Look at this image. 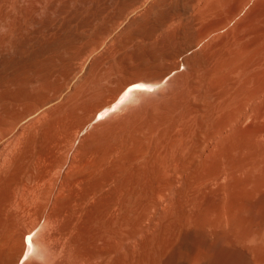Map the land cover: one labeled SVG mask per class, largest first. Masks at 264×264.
I'll list each match as a JSON object with an SVG mask.
<instances>
[{"label": "bare ground", "instance_id": "1", "mask_svg": "<svg viewBox=\"0 0 264 264\" xmlns=\"http://www.w3.org/2000/svg\"><path fill=\"white\" fill-rule=\"evenodd\" d=\"M137 1L1 36L0 264H264V0Z\"/></svg>", "mask_w": 264, "mask_h": 264}, {"label": "rangeland", "instance_id": "2", "mask_svg": "<svg viewBox=\"0 0 264 264\" xmlns=\"http://www.w3.org/2000/svg\"><path fill=\"white\" fill-rule=\"evenodd\" d=\"M9 1H11L10 3H9ZM13 1V2H12ZM14 1L15 0H6V4H3V2L5 3V0H0V2H1V4H0V7H3V8H1L0 9V21L1 20H3V17H4V19L5 20H3L2 22H3V24L2 23H0V39H1V36L2 37H4L6 34L8 35V36H12V35H18V36H22V34H23V25H24V23H23V21H24V18H26V17H32V19L34 18L36 21L34 22V24H33V26L35 27H33L34 28V30L36 31H33L35 34L37 33V32H45V31H49L50 29H52V28H54L56 25H62L63 27L64 26H66V27H69L68 29L66 28V27H64V29L66 28L67 30V32H69V33H71L70 35L72 36V38H73V40L74 41H76V43H74L73 44V48L75 47H83V45L85 46L86 44H87V42L90 40L89 38L91 37L90 35L91 34H93V33H91V31L93 32L95 29H96V25L98 26V27H100L101 25H102V23H105V25H106V23H107V25H110V23H112V22H114V20L117 18L118 20L117 21H119L120 20V16L119 15H121L122 16V14H123V17L122 18H124V17H126V15H128V14H131L132 13V11L131 10H133V6L134 5H136V7H137V3H138V1L137 0H126V3H125V1H123V0H119L120 1V4L118 3V0H116L117 2H115V4H114V1H113V3H112V0H108V1H106V3H105V0H92V2L89 4L88 2H90V0L88 1V2H86L87 0H85V2H84V0H79L81 3L83 2V4H85V5H83L82 4V6L81 5H79V1H78V3H76L77 2V0H76V2H75V0H70V1H68V0H16L15 1V4H14ZM71 1H72V3L74 4L73 6H72V3H71ZM100 1V2H99ZM110 1H111V3H110ZM134 1H137V2H134ZM55 2V3H54ZM101 3V5L99 4V7H98V4L97 3ZM124 2V5L122 4V3ZM133 4L134 3V5L133 6H131L130 7V5H127L126 7H124L126 4ZM8 3H9V5H8ZM20 3V4H19ZM22 3V4H21ZM69 3V4H68ZM87 3V4H86ZM107 5V3H108V5L106 6V7H103V6H105V4ZM117 3V4H116ZM136 3V4H135ZM3 4V5H2ZM14 4V5H13ZM77 4H78V6H80L81 7V11L82 10H84L85 9V11H86V8H87V10H89L88 8H90V9H92V7H93V5H94V7H93V10H91L89 13L87 12H85V11H83V13L80 11V9H78L79 7L77 6ZM93 4V5H92ZM104 4V5H103ZM13 5V6H12ZM21 5H23V10H20L19 8H22V7H20ZM39 5V6H38ZM96 5V6H95ZM113 5V6H112ZM120 5V6H119ZM121 5H123V6H121ZM16 6H18V7H16ZM65 6V7H64ZM85 8H84V7ZM117 6V7H116ZM7 7V8H6ZM13 7V8H12ZM53 7V8H52ZM60 7V8H59ZM65 9H64V8ZM72 7H74V8H72ZM82 7H83V9H82ZM99 8V11H98V9L97 8ZM107 7H108V11H107ZM120 7V8H119ZM122 7H123V9H122ZM131 8V9H127V8ZM135 7V8H136ZM6 8V9H5ZM16 8H18V9H16ZM31 8V9H30ZM33 8V9H32ZM59 8V9H58ZM61 8H63V9H61ZM126 8V9H125ZM184 8V7H183ZM182 8V11H181V13H180V15H181V17H182V15H183V17L184 16H186L185 15V13L188 15V16H186L185 18H188V17H190V13L192 14V8H189V7H185L184 9H186V12H185V10ZM50 9V10H49ZM60 9H61V12H60ZM73 9V10H72ZM79 11H78V10ZM188 9H190L191 11H189ZM45 10V11H44ZM75 10H77V11H75ZM98 12H97V11ZM121 10H122V13H121ZM184 10V11H183ZM23 11V15H21L20 17H18V15H17V12H18V14L20 15V12H22ZM27 11H29V12H27ZM37 11V12H36ZM38 11H41V12H38ZM106 11V12H105ZM129 11H131V13L129 12ZM14 12H16L15 14H14ZM58 12V13H57ZM75 12H76V14H75ZM78 12H80L81 13V15H85V14H87L88 16H86L85 15V18H83V16H81V15H79V13ZM105 12V13H104ZM125 13V15H124V13ZM188 12V13H187ZM27 13V14H26ZM32 13V14H31ZM92 13V15H90ZM99 13H102V16L104 17V19H102V21H104V20H108L107 22H101V25L100 24H95V23H97V18H98V16H100V18H103L102 16H101V14H99ZM120 13V14H119ZM126 13H128V14H126ZM2 14H4V16L2 15ZM7 16H6V15ZM14 14V15H13ZM79 15V17H78V15ZM96 14H98V15H96ZM119 14V15H118ZM11 15H12V17H11ZM16 15V16H15ZM34 15V16H33ZM40 15V16H39ZM75 15V16H74ZM3 16V17H2ZM11 18H10V17ZM74 16V17H73ZM94 18H93V17ZM96 16V17H95ZM115 16V18H113ZM18 17V20H19V23L21 24V22H22V24L20 25L19 23H18V20L16 19ZM41 18L42 19V17H43V19L45 20H41V19H38V20H40L41 22H43V27L41 26V22L40 23H38L39 21L37 20V18ZM47 17H48V19H50L49 21L51 22V21H53V24H54V21H55V19L56 18H58V17H60L59 19H61V21L59 20V19H56L57 21H55V25H53L52 26V23H49V22H46L47 21ZM66 17L68 18V19H66ZM76 17V18H75ZM77 17L79 18V19H77ZM80 17H82V18H80ZM88 17V18H87ZM107 17H109V18H107ZM112 17V18H111ZM7 18H9V19H7ZM54 19V20H52V19ZM76 21H78V20H81V21H78V22H76V23H79L78 24V28L80 27L79 25H85V23H83V20L82 19H91V20H93L92 22H90L89 20H85L86 21V25L85 26H82L81 28H79L80 29V31L78 32V28H77V24L75 23V20ZM121 18V19H122ZM16 19V20H15ZM33 19V20H34ZM62 19H65V21L63 20V23H62ZM72 19H73V21H74V23L76 24L75 25V27H76V29H75V27H73V21H72ZM97 19V20H96ZM111 19V20H110ZM114 19V20H113ZM9 20H12V22L11 21H9ZM21 20V21H20ZM71 20V21H70ZM99 20H101V19H99ZM98 20V21H99ZM14 21H15V24H13L14 23ZM16 21H17V23H16ZM59 21V22H58ZM71 22L69 25L67 24V23H65V22ZM112 21V22H111ZM116 21V20H115ZM11 22V23H10ZM56 22L57 23H59V24H56ZM62 24H61V23ZM90 22V23H89ZM9 23H10V25H9ZM35 23L36 24H38L37 26H38V28H36V25H35ZM47 23H49V24H47ZM87 23H89L90 25H88ZM91 23H92V26L94 25L95 27V29L91 26ZM98 23H100V22H98ZM17 24V26H15L14 28L17 30H15L14 28H12V26L13 25H16ZM46 26H45V25ZM3 25V26H2ZM20 25V27L21 28H19L18 26ZM51 26V28H49L50 26ZM88 25V26H87ZM104 25V24H103ZM102 25V26H103ZM105 25L103 26V27H105ZM10 26V29H8V27ZM39 26H41V27H39ZM44 27H46L44 30H43V28ZM71 27H73L74 29H73V31H71L70 30V28ZM92 28L90 31L87 29V30H84V28ZM103 27H100V28H103ZM4 28H7L8 29V32L6 31V29H4ZM20 29V30H19ZM99 29V28H98ZM12 30H14V31H12ZM22 30V32H20ZM31 30H33V29H31ZM43 30V31H42ZM4 31H5V33L6 34H4ZM84 31V32H83ZM2 32V33H1ZM11 32H14L13 34H11ZM18 32L19 33H21V34H18ZM78 32V33H77ZM87 32H90V33H88V35L86 34L85 35V33H87ZM9 33L11 34V35H9ZM17 33V34H16ZM39 33H37V34H39ZM72 33H74V35L72 34ZM79 33H82V37H81V35L79 34ZM6 35V36H7ZM75 35H76V37H77V40H79V39H81V40H79V41H77L76 40V37H75ZM5 36V37H6ZM7 36V37H8ZM79 36H80V38H79ZM85 36V37H84ZM86 36H89L88 38L86 37ZM87 39V42L85 43V40ZM89 39V40H88ZM1 41V40H0ZM79 42H80V44H79ZM83 44V45H82ZM5 45H6V47H5ZM75 45H77V46H75ZM10 46V44L8 43V42H6L4 45H3V47L4 48H7V47H9ZM74 48V49H75ZM68 57V56H67ZM57 68H59V67H57ZM183 68H181V70H182ZM78 143V142H77ZM76 143V144H77Z\"/></svg>", "mask_w": 264, "mask_h": 264}]
</instances>
